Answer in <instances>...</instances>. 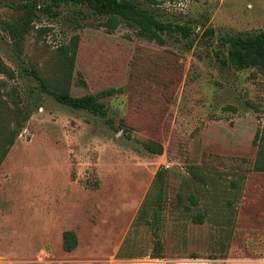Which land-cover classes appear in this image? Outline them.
Listing matches in <instances>:
<instances>
[{"label": "rangeland", "instance_id": "374dc122", "mask_svg": "<svg viewBox=\"0 0 264 264\" xmlns=\"http://www.w3.org/2000/svg\"><path fill=\"white\" fill-rule=\"evenodd\" d=\"M16 1L0 0V56L18 77L0 79L19 87L31 116L0 166V264H264V171L253 169L264 138V70L221 61L222 38L264 29V0H158L165 19L192 22V47L179 36L149 41L126 24L110 32L86 7L42 14L24 59L74 95L123 88L104 99L115 128L31 92L37 83L21 74L1 27L17 18ZM78 21L87 24L78 29ZM77 33L69 72L59 49ZM139 139L162 143L163 153ZM162 168L164 250L156 257L153 227L136 218ZM68 229L78 235L72 251Z\"/></svg>", "mask_w": 264, "mask_h": 264}, {"label": "trees", "instance_id": "16d2710c", "mask_svg": "<svg viewBox=\"0 0 264 264\" xmlns=\"http://www.w3.org/2000/svg\"><path fill=\"white\" fill-rule=\"evenodd\" d=\"M157 3H159L158 0H19L10 5L11 11L17 14V18L4 20L1 27L13 41L14 50L21 60V74L37 83L36 87L31 90L32 93L39 90L65 106L87 110L105 119L115 128V118L110 115L104 99L120 94L124 90L123 88H106L94 93L74 95L68 87L60 82H51L36 65L28 63L24 59V40L27 34L35 28V23L41 19L42 14L57 15L59 11L55 8L63 5H75L86 7L100 16L102 20L99 21V24L110 32L115 31L120 25L126 24L139 37L149 41H156L164 45L167 43V37L179 36L180 39L189 41V46L192 47L195 43V38L192 37L195 33L192 22L178 23L165 19L157 9ZM85 24L87 21L86 23L78 21L77 28L81 29ZM206 32L214 35L215 29L208 27ZM79 41L80 35L77 33L72 37L70 43L62 44L59 49L63 64L69 72L75 67ZM221 41L227 47V52L221 58L224 65H230L239 70L249 68L264 70V29L258 32L227 36ZM0 74H4L8 80L12 81L18 77L17 69L9 66L1 56ZM7 85V81L0 79V166L31 116L19 87L12 85L13 87L9 88ZM139 140L137 141L152 153L161 154L164 151L163 144L160 142L148 139ZM258 144V157L253 169L264 171V138ZM167 171V168H162L157 172L152 189L147 194L136 218L153 227L155 235V252L153 254L156 257H161L164 250L163 239H161L158 230L159 221H161L160 214L165 207ZM193 175L199 180L204 178L201 173L195 170ZM94 186H99L98 180L94 182ZM179 196V204H182L184 209L189 212L191 205L183 204L181 193ZM189 200L192 204L198 203L195 195H190ZM193 220L197 223L204 222V214L202 212L194 214ZM77 246V233L71 229L66 230L64 232L65 250L72 251Z\"/></svg>", "mask_w": 264, "mask_h": 264}]
</instances>
